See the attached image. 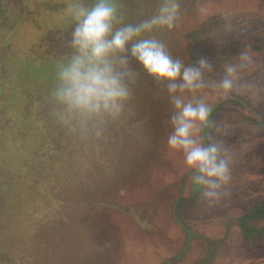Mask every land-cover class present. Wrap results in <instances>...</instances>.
<instances>
[{"label": "trees", "instance_id": "16d2710c", "mask_svg": "<svg viewBox=\"0 0 264 264\" xmlns=\"http://www.w3.org/2000/svg\"><path fill=\"white\" fill-rule=\"evenodd\" d=\"M63 2L0 0V264H118L121 255L115 254L116 222L107 210L113 206L104 199V194L114 188L111 177L117 174L114 141L120 139L134 148L128 152L130 172L136 169L134 174L143 175L151 153L144 148L152 146L153 133L158 138L154 128L159 119L155 115L157 104L143 86V74L137 80L140 105L128 102L123 116L111 123L118 135L70 132L60 122L49 98L50 74L38 73L35 68L65 51ZM203 15L202 11L199 18ZM182 32L178 24L167 34L166 43L174 54L179 53V44L187 43L181 39ZM194 34V40L187 37L191 43L186 51L194 50L204 37L198 27ZM21 35L25 43L19 40ZM261 38L264 41V34ZM16 51L19 60L13 59ZM260 52L259 59L263 60L264 45ZM258 70L260 80L264 70ZM11 93L17 105L5 97ZM243 99L233 101L239 100L254 113L257 124L264 128V115ZM107 167L110 169L105 174ZM130 172L124 176H132ZM104 176L108 184L102 183ZM254 210L258 212V205L252 206L249 217L258 215ZM83 211L86 218L80 220ZM123 212L140 227L134 217ZM252 222L241 223L248 249L257 254L245 264H264L259 254L264 250L260 242L264 228ZM184 231L187 245L193 233L187 228ZM80 239L87 250L77 251L75 258L72 245ZM172 257H163L162 264Z\"/></svg>", "mask_w": 264, "mask_h": 264}, {"label": "rangeland", "instance_id": "374dc122", "mask_svg": "<svg viewBox=\"0 0 264 264\" xmlns=\"http://www.w3.org/2000/svg\"><path fill=\"white\" fill-rule=\"evenodd\" d=\"M63 1H66L63 2L64 6L70 2ZM159 2L160 0H119L129 22L146 18L154 12ZM181 5V39L187 43L179 44V53L173 55L191 59L206 56L220 60L236 54L242 48H248L258 62L249 79L260 91L254 96L242 97L253 103L254 108L264 115V77L258 80L262 75L258 74V69L264 70V59H259L261 52L258 53L264 45L261 38L264 34V0H181ZM202 11L204 17L199 18ZM211 16L214 18L211 19ZM208 18L210 19L207 20ZM203 21L205 22L199 25ZM197 27L200 36L204 37L194 50L191 47L186 51L195 38L194 29ZM167 34L168 32L161 34L165 41ZM19 40L22 43L27 41L23 35ZM18 55L19 52L16 51L12 55L13 59L19 60ZM60 56L40 63L35 71L50 74L52 65ZM7 73L10 76L9 69ZM143 79L146 92L155 101L154 104H157L155 115H159V119L154 128L158 132V138L153 133L155 141L152 146L144 148L151 153L148 154L147 168L143 175L134 174L136 169L130 172L132 166L128 152H132L134 148L120 139L116 143L114 141L113 159L117 174L111 177L114 188L111 187L104 194L106 202H112L113 206L111 210H107L116 222L113 231L117 241L114 243L115 254L121 255L118 264H162L163 257H172L174 253L177 256L165 264H245L248 260L253 261L257 254L248 249L241 223L253 221L252 223L264 228V128L259 127L255 114L249 112L239 100H230L220 106L218 115L225 116L234 125L233 134L227 138V142L234 149L236 164L233 168L230 198L219 206L209 208L192 191L182 158L170 152L165 145L166 101L162 93L150 78L143 75ZM137 90L136 82L129 101L135 106L141 103ZM19 91L23 92L21 89ZM5 97L10 100L11 105H17L18 100L12 93ZM11 107L12 111L18 113L17 108ZM111 123L102 129L103 136L119 134L116 125L111 126ZM108 169L110 168H104L105 174ZM129 172L132 176L126 178L124 174ZM105 179V176L102 177V183L108 184ZM253 205H258V212L254 210L258 215L249 217ZM123 211L134 217L140 227L131 222L129 215ZM84 217L83 211L79 219L83 220ZM183 227L193 233L187 245ZM260 242L264 246V237ZM102 246L104 247L103 243ZM72 247L75 258L77 251L87 250L82 239ZM259 254L264 260V250Z\"/></svg>", "mask_w": 264, "mask_h": 264}, {"label": "clouds", "instance_id": "9594fccd", "mask_svg": "<svg viewBox=\"0 0 264 264\" xmlns=\"http://www.w3.org/2000/svg\"><path fill=\"white\" fill-rule=\"evenodd\" d=\"M64 53L50 73L49 98L70 132L94 133L118 121L143 74L166 101L165 145L180 156L186 178L209 208L231 196L234 149L227 142L234 125L219 108L260 89L249 79L257 60L248 48L213 60L174 56L161 34L182 19L181 0H160L146 18L126 20L119 0H70Z\"/></svg>", "mask_w": 264, "mask_h": 264}]
</instances>
